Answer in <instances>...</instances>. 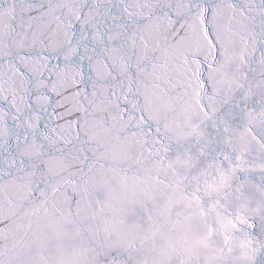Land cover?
<instances>
[{
	"label": "snow or ice",
	"instance_id": "1",
	"mask_svg": "<svg viewBox=\"0 0 264 264\" xmlns=\"http://www.w3.org/2000/svg\"><path fill=\"white\" fill-rule=\"evenodd\" d=\"M0 264H264V0H0Z\"/></svg>",
	"mask_w": 264,
	"mask_h": 264
}]
</instances>
